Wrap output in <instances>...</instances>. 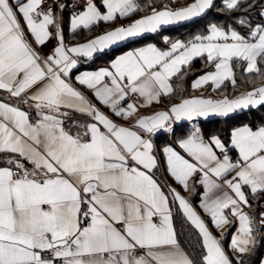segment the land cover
<instances>
[{"label": "snow or ice", "instance_id": "1", "mask_svg": "<svg viewBox=\"0 0 264 264\" xmlns=\"http://www.w3.org/2000/svg\"><path fill=\"white\" fill-rule=\"evenodd\" d=\"M213 3L193 0L186 7L165 5L160 10L149 5L150 13L132 23L68 47L61 24L51 8H43V0H15V7L10 0H0V90L22 98L36 112L32 118L18 105L0 101V153L9 154L7 166L0 167V264H233L189 201L170 188L173 201H178L202 239L200 260L181 247L169 195L150 174L157 161L145 134L173 131V119L227 116L264 106V86L231 99L186 98L167 111L137 116L128 127L101 112L68 79L77 65L74 56L90 58L122 41L199 17ZM102 4L103 13L94 0H87L85 10L71 17L72 31L142 10L137 0H102ZM239 4L240 0H224L228 11ZM19 17L36 45L57 40L50 54L42 57L36 51ZM239 23L248 27L247 35L211 24L208 35L188 42L164 37L170 45L167 50L148 44L115 57L110 68L84 72L76 80L116 116L129 119L140 106L173 94L171 78L181 75L197 57L206 55L215 71L199 76L193 88L211 83L216 91L226 80L235 87L233 59L246 63V73L264 78V23L243 19ZM133 95L142 104L121 106ZM73 111L92 118L91 123L75 125L83 132L73 134L65 127ZM230 143L238 151L235 161L219 136L205 140L196 128L178 141L190 159L171 146L163 152L170 175L185 190L199 174L201 207L214 226L220 228L235 217L238 230L231 248L236 264H245L243 256L257 242V225L264 228V214L257 221L243 210L249 205L245 187L252 195L264 193V125L235 128Z\"/></svg>", "mask_w": 264, "mask_h": 264}, {"label": "crops", "instance_id": "2", "mask_svg": "<svg viewBox=\"0 0 264 264\" xmlns=\"http://www.w3.org/2000/svg\"><path fill=\"white\" fill-rule=\"evenodd\" d=\"M54 1H57V6L52 11L55 14V16L57 17L59 23L61 24L62 35L64 38V44L68 47L75 46V45L80 44V43H85V42L105 33L106 31L114 29L120 25H128V24L132 23L133 21H135L136 19H139L143 15L150 13V11H151L150 7L148 9H144V7H147L149 5L155 7L157 10L164 8L165 5L171 7L172 9H178L181 7H186L188 4L193 2V0H146V1H144L145 6L143 7L141 5L142 0H137V3H139L141 5V8H142L141 11H138V12H136V13L128 16V17H124V18L118 17L115 22H99V23H97L91 27V28H93V27L100 25L99 29H97L90 36L83 39V38H78L77 32L79 30H88V29L80 28V29L76 30L75 32L72 31V29H71V17L73 15V13H70L67 9V0H54ZM10 3L13 5V7H15V0H10ZM94 3L96 4L97 8L102 13L106 10L102 4V0H94ZM61 4L65 5V7L63 9H61L59 7V5H61ZM204 14H202L199 17H195L191 20H188V21H184V22H180V23L172 24V25H167V26H162V28L159 29L157 33H151V32L144 33L141 37L130 38L128 40L120 42L118 45H113V46L109 47L108 49H105L104 52H106L112 48H115V47H117L123 43H129L126 46V48L120 50L118 53L114 54L111 57H105L103 55L104 52L94 53L93 56L90 58L83 57V56H74V58L77 59V65L74 69L71 70V72L68 76V79L71 81L73 86L76 87L77 89H79L97 108H99V110L101 112H103L104 114L109 116L115 123H117L119 125H123V126H128V127H130L134 124L135 117L141 116V115H151L157 111H167L171 107V105L178 104L183 99H186V98H191L194 96H202L203 95V96H205V98H211L214 100L222 99L225 96V94H223L221 92V87L219 90H216V91L212 90L211 83L205 84L199 88H193L192 87L193 81H195L199 76L204 75L207 72L215 71V64L212 62H211L212 63L211 69H208L205 72L201 73L200 75L191 79V81L189 83V88L187 89V92L184 93L181 98L172 99V101H170V99H166L165 96H162L158 103L154 102V103L146 105V106H140L138 108V111L135 114V116L133 118H129V119H124V118L116 116L111 111V109L109 107L101 104L96 99L94 92L92 90L86 88L83 85H80L76 80V77L78 75L84 73V72H95L101 68H110L111 61L113 59H115V57L122 55V54H125L128 51H132V50H135V49L140 48V47H145L148 44H154V45H156V47H158L161 50H167L170 47V45H169V43L165 42V40L163 39L164 37H168L173 42L175 40H181L183 42H188V41H184L180 37H171L170 34H167V33L162 34L161 32L164 29L169 28V27L175 28L177 26L187 25L190 22H193V21L199 19ZM19 19H20V23H21L22 27L24 28V32H25L28 40L30 42H33V37L28 33V29L25 25L23 18L19 17ZM212 24H214V23H212ZM224 29L226 31L228 30L226 28H224ZM51 31L55 32V29L53 28V29H51ZM208 33H209V30L206 34H204L202 36L208 35ZM150 37H152V38H150ZM141 38H142V40H145V41L140 42ZM137 40H139V41H137ZM56 44H57V40L53 37L48 42H46V44L43 46L36 45L33 42V47L43 57V56H47L48 54H50L52 49L56 46ZM204 56L207 59L206 55H204ZM233 61H231V65H232ZM187 67L188 66H185L182 69V71ZM232 68H233V65H232ZM233 72H234V69H233ZM234 76H235V74H234ZM174 77L171 78L170 83H171L173 89L175 90L177 88L176 87L177 85H175L173 83ZM225 84L226 85L228 84L231 87H233L230 80H226L223 83V85H225ZM260 86H264V82L257 87H260ZM251 89H248L247 91H250ZM244 92H246V91H244ZM244 92H241V93H244ZM241 93L236 94V95H230V96H228V98L229 99L234 98V97L240 95ZM0 101L18 105L22 110L28 111L30 115L32 114V115L36 116V112H35V109L33 107H30L29 104L23 103L22 98L10 97L6 91L0 90ZM129 102H138V103L142 104V99L139 98L138 96L133 95L131 97V99L122 102L121 106H126V104ZM246 110H248V109L236 110L235 112H232L227 116H231L233 114L243 112ZM70 116H71V119L67 120V122H68V128H70V131L73 134H75L77 132H83L84 131L83 127L78 128L75 126L76 124L84 125V124L92 122L91 117H89L86 114H81L79 112L73 111L70 113ZM227 116L210 114L207 117H197V118H194L193 120H187V119H181L180 121L175 120L176 123H175L174 127H172L173 131H168V132L158 131L154 135L148 136L147 134H145V136L147 139H150L153 143V146H154L153 155L156 157V161H157L156 167L154 169H152L150 174L160 184L162 190L165 191V193L167 195H169L170 206H171L172 213H173V224H174V228H175V231L177 234V239H178L181 247L191 256L189 248H188L187 244L184 242V241H187L189 238H188L187 234L181 233L179 231V225H177V222H176V215L177 214L180 216L182 221L185 222L189 228L191 227V230H193L195 232L196 236L199 237V242L201 243V245H202V239L198 233V230L195 229V227L193 225H191V223L189 221H187V219L183 215V212L179 207L178 201H175V202L173 201L172 195L170 193V188H174L183 197H185V199H187L189 201L192 208L205 221V223H206L207 227L209 228V230L211 231L212 235L216 239L221 241V246H222L223 250L225 251V253L230 258L233 259V264H236L235 254L231 248V238L236 233V231L238 230V224L235 222V217L230 216V222L224 224L220 228H217L216 226H214L211 219H210V216L201 207V200L203 198V187L198 182L199 174H197L196 176H193L190 179L189 183H190L191 187L189 190H185L170 175V173L168 171V167H167V158L163 152V149L165 147L171 146V147L175 148L177 151H179L182 155H185L186 158L190 159V157H187V154L184 153L183 149H181L179 147L178 141L180 139L186 138L196 128L200 129L205 140H207L210 136H213V135L219 136L218 134H213V133L211 135L205 136V134L203 133V131L201 129V122L206 121V120H210V119H215V118L227 117ZM243 125H249V124H245V123L240 124V125L232 128L230 130L229 140L227 143H225L223 141V139L219 136L220 139L222 140V142L227 146L228 152H231L232 154H234L237 157V159H238V151L236 149H234L230 143L231 132L235 128L241 127ZM253 129H255V128H253ZM175 130L178 131V133L182 131L183 132L182 136L177 135V136L173 137L172 135H173V132ZM216 151H217V154L220 155V151L219 150H216ZM8 156H9V154H7V153H0V167L7 166L5 164V161L8 158ZM233 161H235V160H233ZM25 164H26V167L31 168V165L29 163H27L26 161H25ZM160 176H164V178H166L167 184L164 185L165 187H163V185L160 181L161 180ZM243 191L246 193V196L249 200V205L244 206L243 210L245 212H247L252 218H254L258 221L259 220L258 210H259L261 204L264 203V193H261L258 195H252L250 193L249 188H247V187H245L243 189ZM193 198H194V201H193ZM257 227L259 230L256 232V240L259 241L261 238H264V228H259L258 225H257ZM196 236L194 235L195 238H196ZM262 262H264V247H263V253H262V257H261L259 264H262Z\"/></svg>", "mask_w": 264, "mask_h": 264}, {"label": "trees", "instance_id": "3", "mask_svg": "<svg viewBox=\"0 0 264 264\" xmlns=\"http://www.w3.org/2000/svg\"><path fill=\"white\" fill-rule=\"evenodd\" d=\"M142 0L141 5L144 7L145 3ZM68 2V0H67ZM149 7H144L148 9ZM264 9V0H241L239 7L228 11L223 4L222 0H215L213 6L199 19L190 22L187 25L177 26L173 28H166L161 33L170 34L171 37H180L184 41H190L197 35H204L208 32L210 24L214 23L220 27L229 29H235L241 35H247L248 27L241 25L239 21L241 19L249 21L252 24L263 23L264 16H261V12ZM99 26L90 28L88 30H79L77 32L78 38H86L94 33ZM152 38V37H150ZM152 40V39H151ZM139 41V40H137ZM145 41L140 39V42ZM129 43H123L115 48H112L104 52L105 57H111L118 53L120 50L126 48ZM212 63L208 62L205 56L194 58L187 68L182 71L181 75L175 76L173 83L177 85L174 93L165 96L166 99H179L187 92L191 79L200 75L208 69H211ZM236 86L231 87L230 85L221 86V92L227 96L236 95L241 92L247 91L248 89L257 87L264 82V78L259 77L256 74H248L244 71L246 68L245 62L241 60H234L232 62ZM249 124L252 128H257L264 125V106H257L250 108L246 111L239 112L227 117L215 118L201 122V129L205 136L218 134L225 143L229 140L230 130L240 124ZM65 126L68 128V122L65 121ZM70 129V128H69ZM183 132L174 131L173 137L182 136ZM161 177V183L163 187L167 184L166 178ZM194 201V198H193ZM176 222L179 225V231L188 235V240L184 241L191 253V257L199 261L202 254V246L199 242V237L196 236L195 232L189 228L185 222L182 221L180 216L176 215ZM196 236V238L194 237ZM264 247V238H261L254 245V250L247 255L243 256L245 264H259Z\"/></svg>", "mask_w": 264, "mask_h": 264}, {"label": "built area", "instance_id": "4", "mask_svg": "<svg viewBox=\"0 0 264 264\" xmlns=\"http://www.w3.org/2000/svg\"><path fill=\"white\" fill-rule=\"evenodd\" d=\"M87 4V0H68L67 2V9L70 13H78L81 12L85 9ZM57 6V1L54 0H43V8L47 9V8H51L52 10L55 9V7ZM30 117L35 118L34 115H30ZM172 127H174L175 125V120L173 119L171 122ZM221 155V153H220ZM227 155L232 159V160H237V157L232 154L231 152L227 151ZM15 170V169H13ZM264 214V203L261 204L259 210H258V216L259 218L261 217V215Z\"/></svg>", "mask_w": 264, "mask_h": 264}, {"label": "rangeland", "instance_id": "5", "mask_svg": "<svg viewBox=\"0 0 264 264\" xmlns=\"http://www.w3.org/2000/svg\"><path fill=\"white\" fill-rule=\"evenodd\" d=\"M240 1H241V0H240ZM222 2L224 3V0H222ZM262 11H264V9H263ZM263 23H264V21H263ZM233 60H238V59H233ZM233 60H232V61H233ZM245 64H246V63H245Z\"/></svg>", "mask_w": 264, "mask_h": 264}]
</instances>
